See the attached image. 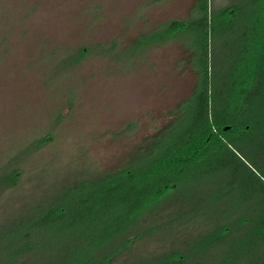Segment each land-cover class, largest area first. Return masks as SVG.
<instances>
[{"label":"rangeland","instance_id":"1","mask_svg":"<svg viewBox=\"0 0 264 264\" xmlns=\"http://www.w3.org/2000/svg\"><path fill=\"white\" fill-rule=\"evenodd\" d=\"M202 1L0 0V264H264V0H208L210 122L228 147L198 148L202 37L159 36ZM193 131L180 187L91 245L115 198L74 196ZM65 204V232L35 224ZM83 214L96 223L68 230Z\"/></svg>","mask_w":264,"mask_h":264},{"label":"trees","instance_id":"2","mask_svg":"<svg viewBox=\"0 0 264 264\" xmlns=\"http://www.w3.org/2000/svg\"><path fill=\"white\" fill-rule=\"evenodd\" d=\"M201 10L199 11L202 15L201 20L198 21H190L187 23H181L179 21H172L169 26H167L159 38L165 39L172 38L175 35L186 34L187 36H192L195 34L197 37L196 40L200 42H194V48L201 49L202 51V58L200 61L201 64V79H202V89L201 95L202 99V108H201V121L199 128H195V132L200 135V147H205L206 145L210 144L211 142L224 144V139L220 136L219 133H223V127L214 123L210 122V108H209V97H210V90H209V1L203 0L202 1ZM195 40V39H194ZM202 41V42H201ZM198 127V126H196ZM198 129V130H197ZM225 131V130H224ZM194 132V131H193ZM195 132L186 135L184 138L187 140L186 145L183 146L182 144L184 138L180 135L176 137V142H171L169 145L168 150L172 151L168 156V151H164L162 148L158 149V151L154 154H167L161 161L158 160L156 164L148 163L147 167L139 168L135 170L134 167L123 171L115 176H111L108 180L101 182L98 186L92 187L89 190H85L83 193L76 194L74 196V200H78L82 206H86L89 203V196L95 192L103 191L105 192V197L110 202L115 198L114 204H111V210H106L105 212L111 213L113 211L115 214L114 224H108V221L104 223L103 228L105 227L109 229L106 230L105 236L103 234H99L98 232L102 231L99 226H97V234H95L92 244L95 246L103 245L111 240L118 238L128 229L135 227L136 222L145 215V213L152 208V206L158 204L161 200L164 199L170 192H173L176 188H179L181 185V181L177 180V176H181L184 172L185 166L184 164L192 159L196 154L197 150L191 149L190 144L195 143ZM226 134V133H225ZM197 136V134H196ZM185 143V142H184ZM193 144H191L193 146ZM205 145V146H204ZM186 147V151L184 152L182 148ZM197 148V149H198ZM167 150V149H166ZM162 151V152H160ZM173 154V155H172ZM155 157V155H154ZM152 157V158H154ZM151 158V159H152ZM151 159L149 161H151ZM143 162V161H142ZM150 164V166H149ZM166 176V175H173V177L167 178L168 180H164L162 184H158L156 180L159 176ZM161 176V177H162ZM101 200V199H100ZM118 205L119 208L116 210L114 207ZM66 204L64 206H59L54 210L48 212L44 217L37 221L35 224L45 225L48 226L52 224H59L56 225V229H53L57 233H63L66 231L65 227H63V222L66 216ZM109 213V214H110ZM86 217H91L90 221L84 219ZM89 220V219H88ZM68 224V230L76 231L77 229L83 227H91L92 224H95V219H92V216L88 215H78L76 218H70ZM88 222L90 224H88ZM51 228V226L49 227ZM95 231V232H96ZM103 235L102 238H100Z\"/></svg>","mask_w":264,"mask_h":264}]
</instances>
